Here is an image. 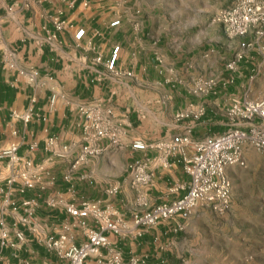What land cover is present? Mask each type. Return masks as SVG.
<instances>
[{"label": "crops", "instance_id": "obj_1", "mask_svg": "<svg viewBox=\"0 0 264 264\" xmlns=\"http://www.w3.org/2000/svg\"><path fill=\"white\" fill-rule=\"evenodd\" d=\"M214 1L221 8L233 2ZM214 1L0 0V149L16 143L20 158L0 159V264H69L45 240L65 234L79 245L86 227L99 229L92 216L68 213V203L84 200L99 202L121 225L119 233H104L126 261L134 254L140 264H189L195 251L218 245L193 230L199 205L187 217L143 231L133 223L134 214L187 192L180 155L154 168L150 186L134 184L129 175L133 161L158 153L133 149L135 139L264 128L259 117L244 120L230 112L236 103L264 101V56L258 61L253 49L260 39L228 36L205 8ZM117 19L120 24L110 26ZM80 28L85 33L78 39ZM244 41L250 45L243 47ZM115 46L112 71L106 62ZM237 52L245 59L230 71L226 64ZM85 100L111 109L122 134L119 144L102 139L98 155L77 162L84 145L77 106ZM27 110L32 117L26 123L21 115ZM251 149L245 146L244 159ZM235 167L227 169L231 182ZM113 185L118 192L107 193Z\"/></svg>", "mask_w": 264, "mask_h": 264}, {"label": "built area", "instance_id": "obj_2", "mask_svg": "<svg viewBox=\"0 0 264 264\" xmlns=\"http://www.w3.org/2000/svg\"><path fill=\"white\" fill-rule=\"evenodd\" d=\"M214 20L223 27L228 36L245 37L253 28L263 27L264 29V0H233L230 6L222 8L215 15ZM119 24L120 21L117 19L112 21L110 26ZM84 33L85 30L80 28L76 32V37L79 39ZM258 33H263V30H259ZM246 43L247 46L250 45L246 41L241 45L244 47ZM118 51L119 47L115 46L106 62L109 70H115ZM242 58L243 54L237 52L227 62V69L235 71ZM96 59L100 61V55ZM36 75L38 72L33 71L32 76ZM54 99L55 97L52 96L51 105ZM230 112L244 120H251L254 117L264 120V101H249L243 105L236 103ZM77 113V126L81 129L84 140L77 162L98 155L101 152L98 143L102 139H108L114 145L119 144L121 130L112 121V110L105 107L100 100H85L79 103ZM31 117V110L21 115V119L26 123ZM247 145L264 152V128L232 127L221 133L206 135L198 139H193L189 134L180 133L166 136L157 142H145L139 139L132 141L133 149L156 148L158 151L154 159H137L131 163L129 175L134 184L150 186L154 179V168L160 164H167L168 159L176 155L181 156L183 169L189 176L188 190L185 194L171 202L156 204L144 212L134 214L133 223L140 231H143L163 220L180 215L187 217L202 200L216 209L228 206L231 179L227 169L230 166L245 165L243 151ZM16 151L17 144L11 143L8 148L0 149V159L8 158L16 162L20 159ZM26 164L30 163L26 162ZM17 176L12 175L7 182L13 184ZM32 185V181L25 182V186ZM118 190L119 186L113 185L107 189V193L116 194ZM66 208L70 215L92 216L100 225L99 229L86 227L85 240L79 245L68 243L70 237L65 234L45 240L46 247L68 259L69 264H140L143 262L142 257L134 254L130 255L127 261L124 260L122 250L110 245L104 232L112 230L119 233L122 227L109 218L107 209H102L99 202L84 200L80 206L68 203ZM81 225L85 226V222Z\"/></svg>", "mask_w": 264, "mask_h": 264}, {"label": "rangeland", "instance_id": "obj_3", "mask_svg": "<svg viewBox=\"0 0 264 264\" xmlns=\"http://www.w3.org/2000/svg\"><path fill=\"white\" fill-rule=\"evenodd\" d=\"M218 2L205 7L212 13L213 21L222 9ZM249 33L260 39L259 45L253 48L260 61L264 56V29L253 28ZM239 167L232 173L228 206L216 209L204 200L197 204L199 207L192 216L193 230L200 232L209 243L214 239L218 245L211 244L208 251L200 255L195 251L196 260L189 264H264V152L255 148L249 150L245 165ZM121 168L118 165L117 169Z\"/></svg>", "mask_w": 264, "mask_h": 264}]
</instances>
